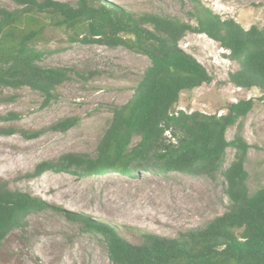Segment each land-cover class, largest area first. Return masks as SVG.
I'll use <instances>...</instances> for the list:
<instances>
[{
  "label": "trees",
  "instance_id": "trees-1",
  "mask_svg": "<svg viewBox=\"0 0 264 264\" xmlns=\"http://www.w3.org/2000/svg\"><path fill=\"white\" fill-rule=\"evenodd\" d=\"M14 1L17 8L0 7V88L29 86L48 100L70 79L71 68L40 64L45 52L37 44L50 23L86 42L124 45L151 61L129 100L112 107L94 152L69 151L44 159L26 176L46 171L130 174L134 164L148 162L163 172L211 178L221 174L229 198L226 210L176 237L146 232L144 241L135 244L113 226L83 223L103 236L110 264H264V186L254 191L248 187L245 164L250 144L242 135V118L254 99L231 102L221 114L175 109L184 90L212 82L206 66L181 47L187 32L204 33L229 51L237 64L229 73L231 82L264 91V27L245 28L201 0H191L189 20L168 13H135L98 0ZM15 117L9 113L0 120ZM79 122V115L67 116L51 128L65 131ZM234 125L237 131L228 139L227 130ZM229 147L235 150L234 158L225 167ZM49 206L41 197L0 181V242L23 227L30 214Z\"/></svg>",
  "mask_w": 264,
  "mask_h": 264
},
{
  "label": "rangeland",
  "instance_id": "rangeland-1",
  "mask_svg": "<svg viewBox=\"0 0 264 264\" xmlns=\"http://www.w3.org/2000/svg\"><path fill=\"white\" fill-rule=\"evenodd\" d=\"M76 4L78 0H60ZM135 13L157 12L190 19L191 0H98ZM223 18H235L245 28L264 27V0H201ZM0 7L17 8L14 0ZM44 50L40 64L71 68V77L46 99L29 86L0 88V181L46 200L50 206L30 214L23 227L0 242V264H110L103 236L84 225L107 224L132 243L151 232L176 237L203 226L224 212L229 198L221 174L211 178L179 171L163 172L154 162L134 164L130 174L108 172L78 175L46 171L27 173L44 159L69 151L94 152L112 116V107L129 100L151 61L124 45L86 42L48 24L37 44ZM181 47L202 62L212 82L184 90L175 109L225 113L231 102L254 99L242 118V135L250 144L245 167L250 191L264 186V91L238 87L229 73L236 69L227 49L204 33L187 32ZM80 122L61 131L52 125L67 116ZM2 127V128H1ZM236 125L227 130L232 139ZM138 137L134 138V142ZM229 147L224 166L234 158ZM73 217V218H72Z\"/></svg>",
  "mask_w": 264,
  "mask_h": 264
},
{
  "label": "built area",
  "instance_id": "built-area-1",
  "mask_svg": "<svg viewBox=\"0 0 264 264\" xmlns=\"http://www.w3.org/2000/svg\"><path fill=\"white\" fill-rule=\"evenodd\" d=\"M238 87H240V86H238ZM219 114H221V113H219ZM166 133H167V135H169V136H170V133H169V131H167ZM173 140H174V139H173Z\"/></svg>",
  "mask_w": 264,
  "mask_h": 264
},
{
  "label": "bare ground",
  "instance_id": "bare-ground-1",
  "mask_svg": "<svg viewBox=\"0 0 264 264\" xmlns=\"http://www.w3.org/2000/svg\"><path fill=\"white\" fill-rule=\"evenodd\" d=\"M2 128V127H1Z\"/></svg>",
  "mask_w": 264,
  "mask_h": 264
}]
</instances>
